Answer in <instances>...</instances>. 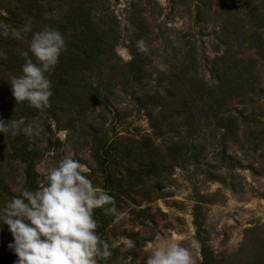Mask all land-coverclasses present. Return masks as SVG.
<instances>
[{
    "label": "rangeland",
    "instance_id": "1",
    "mask_svg": "<svg viewBox=\"0 0 264 264\" xmlns=\"http://www.w3.org/2000/svg\"><path fill=\"white\" fill-rule=\"evenodd\" d=\"M200 1L201 16H196L198 0H106L121 23L113 59L123 67L131 58L127 44L136 11L151 29L145 53L153 76L162 71L180 77L191 63L187 54L193 46L197 59L187 73L214 80L210 63L224 49L218 37L228 36L226 41L235 46L242 33H264V0ZM183 33L187 35L181 37ZM238 55L256 60V74L264 84L257 50L244 44ZM119 85L113 108L97 106L87 115L91 128L83 130L79 122L60 125L43 114L35 124L41 130L29 136L28 144L39 151L38 159L28 162L8 149L10 162L0 172V207L24 189L35 190L48 169L71 156L86 167L97 187L114 197L118 211L127 213L117 220L97 209L98 235L110 244L127 236L136 245L128 252L112 249L111 257L99 258V264H124L129 255L132 264H145L146 245L158 234L190 248L193 264H264V95L251 105L237 104L242 117L236 140L223 141L220 129L201 122L195 133L180 129L185 144L176 159L160 160L154 151L164 150L167 136L156 133ZM148 150L157 160L140 161L149 157ZM10 243L12 236L3 226L0 264H15Z\"/></svg>",
    "mask_w": 264,
    "mask_h": 264
},
{
    "label": "trees",
    "instance_id": "2",
    "mask_svg": "<svg viewBox=\"0 0 264 264\" xmlns=\"http://www.w3.org/2000/svg\"><path fill=\"white\" fill-rule=\"evenodd\" d=\"M202 4L198 0L195 5L196 16H201ZM0 9L4 12L0 20L15 27H22L30 19L32 31L44 26L57 28L66 45L49 77L53 93L49 106L35 109L26 101L16 102L9 84L13 76L21 75L20 53L27 50L31 32L24 34V42L0 37V119L5 122L23 119L35 125L46 114L47 119L52 118L60 125L74 126L79 122L83 130L91 128L94 125L87 115L97 106L113 108L118 83L120 91L128 94L134 105L145 112L156 133L167 136L164 150L156 149L154 154L160 160L167 156L176 159L185 144L181 128L192 134L201 122L209 123L215 130H221L223 141L236 140L242 117L237 104L251 105L264 95V84L256 74V60H245L238 55L245 44L254 47L264 63V33L257 30L240 34L235 46L226 41L228 36L218 37L217 42L224 44V49L210 63L214 80H204L196 71L193 75L187 73L197 59L193 46L187 54L191 63L184 65L180 77L177 74L172 78L162 71L153 76L145 50H140L138 45V41H143L146 48L151 29L136 11L131 15L132 30L127 44L131 58L120 67L113 57L121 37V23L106 0H0ZM148 140L145 138L146 146H149ZM28 144L29 136L22 132L15 136L0 134V172L10 162L8 149H14L15 154L26 157L28 162L38 159L39 151L28 149ZM147 154L149 157L140 161L151 156L157 160L152 150ZM26 174L31 175L29 170Z\"/></svg>",
    "mask_w": 264,
    "mask_h": 264
},
{
    "label": "clouds",
    "instance_id": "3",
    "mask_svg": "<svg viewBox=\"0 0 264 264\" xmlns=\"http://www.w3.org/2000/svg\"><path fill=\"white\" fill-rule=\"evenodd\" d=\"M29 32L27 50L20 53L21 75L13 76L9 84L16 102L26 101L35 109H43L53 95L49 77L66 45L55 27L32 31L30 19L22 27L0 20V37L24 42V34ZM138 45L146 50L143 41ZM40 130L23 119H0L2 135L22 132L32 136ZM87 172L78 160L65 156L46 171L35 190L24 189L0 207V230L7 226L12 236L8 247L17 257L15 264H99V258L111 257L114 248L124 252L135 248V242L127 236L113 239L110 244L98 235L94 218L97 209L117 220L127 213L118 211L114 197L97 187ZM146 251L145 264H193L190 248L179 239L158 234L146 245ZM124 264H132L130 255Z\"/></svg>",
    "mask_w": 264,
    "mask_h": 264
}]
</instances>
